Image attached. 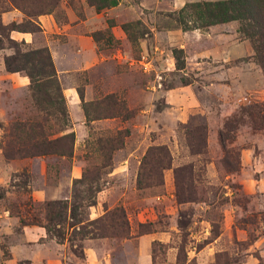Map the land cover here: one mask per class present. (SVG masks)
I'll return each mask as SVG.
<instances>
[{
  "label": "rangeland",
  "instance_id": "374dc122",
  "mask_svg": "<svg viewBox=\"0 0 264 264\" xmlns=\"http://www.w3.org/2000/svg\"><path fill=\"white\" fill-rule=\"evenodd\" d=\"M15 1L0 0V264H264L245 24L205 26L194 6L221 0ZM36 49L54 76L5 71ZM40 132H72L71 155L26 157Z\"/></svg>",
  "mask_w": 264,
  "mask_h": 264
},
{
  "label": "trees",
  "instance_id": "16d2710c",
  "mask_svg": "<svg viewBox=\"0 0 264 264\" xmlns=\"http://www.w3.org/2000/svg\"><path fill=\"white\" fill-rule=\"evenodd\" d=\"M12 5L19 7L21 2L9 0ZM194 7L200 8L205 17V26L212 24L237 21L244 23L240 31L246 36L253 46L254 58L262 70L264 83V0H221L215 2H204L196 4ZM15 29H10V31ZM18 32H21L18 30ZM3 67L8 73L23 72L30 83H36L43 78L54 76V70L45 49H36L26 52L16 50L13 54L3 58ZM84 111V117L87 114ZM260 123L264 129V103L259 112ZM252 124L254 122L250 120ZM39 129L38 125L33 126ZM30 125V130L33 132ZM73 133H67L54 139H47L43 134H34L33 142L24 151L26 157L59 155L69 157L71 155L72 144L74 141ZM20 153V152H19ZM17 154L20 156V154ZM8 158L10 155L5 154ZM56 208L57 216H61L65 205L59 202L47 203L46 208L51 213L52 208ZM73 218V211L71 212ZM122 217V215H121Z\"/></svg>",
  "mask_w": 264,
  "mask_h": 264
},
{
  "label": "crops",
  "instance_id": "0c3cea01",
  "mask_svg": "<svg viewBox=\"0 0 264 264\" xmlns=\"http://www.w3.org/2000/svg\"><path fill=\"white\" fill-rule=\"evenodd\" d=\"M68 99L71 100V102H74L75 101V96L70 94L68 96Z\"/></svg>",
  "mask_w": 264,
  "mask_h": 264
}]
</instances>
